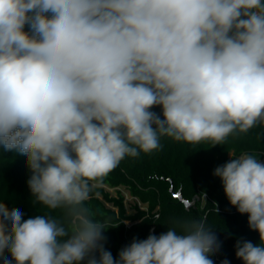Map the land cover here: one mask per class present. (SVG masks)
<instances>
[{
	"label": "clouds",
	"instance_id": "1",
	"mask_svg": "<svg viewBox=\"0 0 264 264\" xmlns=\"http://www.w3.org/2000/svg\"><path fill=\"white\" fill-rule=\"evenodd\" d=\"M258 124L264 0H0V148L26 157L33 204L71 218L0 201V264H214L221 242L203 219L114 258L90 182L163 137L221 145ZM213 175L260 235L237 240L236 258L264 264V162L243 153Z\"/></svg>",
	"mask_w": 264,
	"mask_h": 264
},
{
	"label": "trees",
	"instance_id": "2",
	"mask_svg": "<svg viewBox=\"0 0 264 264\" xmlns=\"http://www.w3.org/2000/svg\"><path fill=\"white\" fill-rule=\"evenodd\" d=\"M153 110L161 111L159 107ZM161 145L148 154L126 156L100 182H90L94 186L86 206L96 220L106 223V249L115 258L133 237L146 239L150 233L159 235L178 222L203 219L221 242L220 250L211 257L214 264H221L224 259L230 264H243L235 255L237 240L260 244V235L249 228L247 214H240L229 203L221 180L213 172L230 157L243 153L264 161V125L258 124L247 133H233L221 145H214L212 141L177 142L168 137L161 139ZM31 175L26 157L0 148V201L9 209H20L24 219L50 214L68 226L71 218L63 210L33 204L34 197L27 183ZM104 185L125 187L140 205L135 203L134 212L127 214L123 195L119 191L116 196L110 195ZM171 185L173 191L180 190L182 197L189 201L188 206L173 196Z\"/></svg>",
	"mask_w": 264,
	"mask_h": 264
},
{
	"label": "rangeland",
	"instance_id": "3",
	"mask_svg": "<svg viewBox=\"0 0 264 264\" xmlns=\"http://www.w3.org/2000/svg\"><path fill=\"white\" fill-rule=\"evenodd\" d=\"M264 162V161H262ZM104 190H106L107 192H109L110 195L112 196H116L117 195V191H119L122 195H123V202H124V206L126 208V212L127 214H132L134 212V204L137 203V205H140L137 200L132 197L129 192L127 191V189L123 186H119L116 188H111V187H107V186H103ZM128 223V222H127Z\"/></svg>",
	"mask_w": 264,
	"mask_h": 264
},
{
	"label": "water",
	"instance_id": "4",
	"mask_svg": "<svg viewBox=\"0 0 264 264\" xmlns=\"http://www.w3.org/2000/svg\"><path fill=\"white\" fill-rule=\"evenodd\" d=\"M169 189L172 192L173 196L176 197L179 202H182L185 206L189 205V201L187 199H185L184 197H182L180 190L173 191L172 185L170 186Z\"/></svg>",
	"mask_w": 264,
	"mask_h": 264
}]
</instances>
